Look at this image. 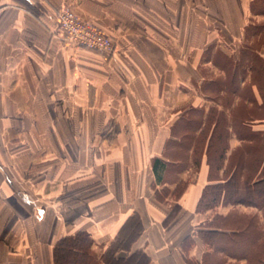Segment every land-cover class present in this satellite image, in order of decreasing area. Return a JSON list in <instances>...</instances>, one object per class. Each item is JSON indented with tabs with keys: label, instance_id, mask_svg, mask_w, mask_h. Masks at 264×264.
<instances>
[{
	"label": "crops",
	"instance_id": "obj_1",
	"mask_svg": "<svg viewBox=\"0 0 264 264\" xmlns=\"http://www.w3.org/2000/svg\"><path fill=\"white\" fill-rule=\"evenodd\" d=\"M253 1L0 0V264H52L77 232L97 264H202L205 159L180 191L156 183L151 162L166 161L189 109L211 103L205 54L240 42ZM62 5L110 35L113 53L66 46Z\"/></svg>",
	"mask_w": 264,
	"mask_h": 264
},
{
	"label": "trees",
	"instance_id": "obj_2",
	"mask_svg": "<svg viewBox=\"0 0 264 264\" xmlns=\"http://www.w3.org/2000/svg\"><path fill=\"white\" fill-rule=\"evenodd\" d=\"M262 2V8L259 13L264 15V1ZM253 3L254 1L250 4L251 13L254 9ZM250 32L252 33L251 36L260 37L264 32V25H247L244 29L243 38L246 39L248 35H250ZM259 39H262V36ZM249 50L252 51L250 47ZM247 58L245 63L246 66L249 71L259 79L260 75L264 72L262 58L259 54H252ZM235 77V72H233L232 74H227L222 83H215L213 81L207 83L203 82L200 91L203 95H206V93L211 94L216 90L221 91V89L224 90L227 88L231 91L230 94L233 95L237 91L233 86V79H235ZM231 86H233L232 89L230 88ZM261 86L262 88L259 87V91L261 93V101L264 102V83L261 84ZM198 112L199 109H189L185 114L187 115V113H190L192 116H195ZM186 115L180 122L184 124L187 131L184 133L191 134V137L187 136V134H183L184 136L182 139L190 140L193 138L192 134H195L201 127L198 133V140L202 146L199 148L198 154L202 152L201 150H206L204 155L207 158L206 161L209 166L207 167L210 170L213 168L216 172L220 171L222 160L228 148V138L230 137L229 130L227 127L220 126V122H213L214 119L212 116L206 117L205 119L200 118V116L197 119H191V117L186 118ZM179 123L175 126V130ZM243 123H241V129L249 128V126L245 125L246 122ZM231 128V130L234 129L233 126ZM238 133L237 138L242 144L234 152L237 151L239 153L240 150H243V144L247 142L253 146H251L249 150L240 152L242 154L238 156L235 162H228L226 164L222 171L223 175H225L223 180L217 181L213 179V182L210 181L205 185L197 204V212L201 214H204V212L212 213L220 204H222L221 206H250L263 211V224L262 227H260L256 222L250 221V219L242 221L234 218L235 220L231 219L228 223L226 222V217L220 220L216 218L210 219L205 224V229L199 231V237L207 249L202 264L211 263L210 259L216 255L222 256V259L220 258V261L215 260L213 264H225L227 263V259H232L235 262L244 261L246 264L252 262L255 264H264V253L257 254L255 251L264 240V133L258 135L251 132L247 134V136L240 134V131ZM261 139L263 140L261 145H254V143H257V141ZM176 140H178L177 137L175 140H171L167 144V147L172 148L178 144L179 147L182 146L183 152L187 151L188 145L182 142V144H180V142L177 143ZM237 152L230 153V156L232 157L234 154H237ZM213 154H215V160L212 158ZM246 161L250 163L247 169L245 167L247 165V163L245 165ZM173 163H175V161L168 158L166 161L161 158H154L152 160L151 168L156 183H162L171 168H180V166H177L180 162H177V165ZM210 170H208L209 175ZM178 180L179 178H176L174 181ZM183 185L184 182L179 180L176 183L175 190L180 191ZM228 225L235 226L236 228L232 229ZM90 245L91 241L84 232H77L73 235L61 237L52 248V264H97V261L90 253Z\"/></svg>",
	"mask_w": 264,
	"mask_h": 264
},
{
	"label": "rangeland",
	"instance_id": "obj_3",
	"mask_svg": "<svg viewBox=\"0 0 264 264\" xmlns=\"http://www.w3.org/2000/svg\"><path fill=\"white\" fill-rule=\"evenodd\" d=\"M262 1L264 0H254V9L251 13V24L249 25H264V15L259 13L260 9L262 8ZM249 34L250 35H248L246 39L242 37L239 43L227 46L228 52H225L224 50L218 48H210L208 50V53L205 54V56H207V59H210L213 68L209 66H203L201 70L204 83L210 81H213L215 83H222L223 80H225L227 74H232L233 72H235L236 77L235 79H233V86L234 89H236L237 91L233 95L230 94L231 91L227 88L224 90L221 89V91L213 90L214 92H212L211 94L206 93V95L204 96L211 103L205 108L199 109V112L196 113L195 116H192L190 113H187L186 115V118L191 117V119H197L199 116L200 118L205 119L206 117L212 116V118L214 119L213 122L218 121L220 122V126L227 127L230 132V137L232 136L235 141V148L232 151L233 153H236L237 151H234L242 144L237 138V134H239V131L240 134L246 136L251 132H253V134L255 133L258 135L264 133V102L261 101V93L259 91V87L262 88L261 84L264 83V72L262 73V75H260L259 79H257L255 75L249 71L248 67L245 64L246 59H248L247 57L249 55H258L259 51L264 46V32L261 35L262 39H259L261 36H251V32ZM249 47L250 49H252V51L249 50ZM233 86H231L230 88L232 89ZM243 122H246L247 124L245 123V125L249 126V128L241 129V123ZM232 126L234 128L233 130H231ZM200 129L201 127L198 129L197 132L194 131L195 134H192L193 138H191L190 140L182 139L184 136L183 134H187L184 132L187 131L184 127V124L182 122L179 123L178 127L175 130L176 137L178 138L176 142H180V144L185 143L186 145H188V149L187 151L183 152L182 146L179 147L178 144L176 146H173L172 148L169 147L165 155V159L168 158L172 161H175V163H173L174 165H177L176 163L180 162V164L177 165L180 166V168H171L169 170L170 172H168L165 176L166 182H173L176 178H179V175L182 172L187 170L190 171H188L189 174L187 175L186 180H192L193 177H195L194 175L198 172L199 167L201 166V162L204 159L207 165V158L204 155L206 150H201L202 152L198 154L200 150L199 148L202 146L200 145L201 143L198 140V133L200 132ZM187 136L191 137V134H187ZM262 141V139L258 140L257 143H254V145L258 144L259 146L261 145ZM243 145V150L245 151L251 149V146H253L248 142L244 143ZM243 150H240V152H243ZM240 152H237V154H234L232 157L230 156V154H225L224 159L222 160V170L220 169V171L216 172L213 168L211 170L208 168V170H210V175L209 173L207 174V184L210 181L213 182V179L217 181L223 180L225 178V175H223L222 173L224 167L228 162H235V160L238 159V156H241L242 153ZM214 155L215 154H213L212 158L215 160L216 157ZM245 165L247 169L250 163L246 161ZM221 205L222 204L217 206V208L214 209L212 213L204 212V215L207 218L203 222L204 225H202L201 230L205 229V224L210 219L216 218L220 220L224 217H226L225 219L227 223L230 222L231 219L235 220L234 218L240 219L242 221L250 219V221L256 222L258 226L262 227L263 211L250 206L247 207L242 205ZM229 227L232 229L236 228L235 226L231 225ZM255 251L257 254L264 253V240L259 244ZM220 258L222 259V256L216 255L215 257L210 259L211 263L209 264H213L215 260L218 261ZM229 264L246 263L244 261H234L230 262ZM248 264L255 263L252 262Z\"/></svg>",
	"mask_w": 264,
	"mask_h": 264
},
{
	"label": "built area",
	"instance_id": "obj_4",
	"mask_svg": "<svg viewBox=\"0 0 264 264\" xmlns=\"http://www.w3.org/2000/svg\"><path fill=\"white\" fill-rule=\"evenodd\" d=\"M55 22L56 35L66 46L100 56L113 53V38L93 22L80 18L68 5L57 10Z\"/></svg>",
	"mask_w": 264,
	"mask_h": 264
}]
</instances>
